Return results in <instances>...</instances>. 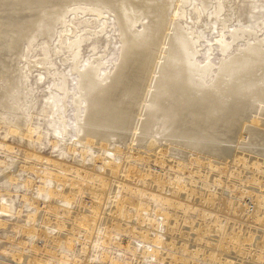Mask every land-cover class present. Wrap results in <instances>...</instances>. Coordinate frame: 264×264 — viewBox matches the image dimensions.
Masks as SVG:
<instances>
[{"label":"rangeland","instance_id":"374dc122","mask_svg":"<svg viewBox=\"0 0 264 264\" xmlns=\"http://www.w3.org/2000/svg\"><path fill=\"white\" fill-rule=\"evenodd\" d=\"M122 1L140 7L138 10L147 4L145 0H112L119 13ZM165 4L164 17L168 20L176 15L177 28H184V37L195 45L198 64L210 59L217 65L222 59L218 41L223 37L226 45L232 43L230 34L236 30L257 32L264 40V0H210L209 6H202L200 0H167ZM67 10L66 23L57 26L50 41L41 39L23 49L24 129L10 122L14 115L0 117V264H142L139 261L145 252L149 255L142 259L145 264H264V154H236L228 148L229 159L223 162L167 141L147 150L129 141L118 144L112 138L117 143L112 146L78 134L74 103L79 71L72 47L79 44L81 71L94 63V68L103 65L108 72L122 45L115 10L94 13L86 11L82 3ZM154 16L148 15L138 31L145 21H150L149 26ZM239 38L245 39L232 46L233 53L252 43L244 34ZM62 85L67 93H62ZM56 102L58 108H54ZM251 119L247 125L264 130L262 113ZM30 129L33 134L28 138ZM77 136V150L70 151ZM246 136L244 133V142ZM89 139L95 142L84 158L82 147L89 145ZM104 144L110 146L113 156L101 152ZM99 156L101 161L96 162ZM123 163L125 173L114 178L125 186L108 194L105 203L102 193L111 186L103 179H110L105 170H117ZM89 171L99 177H91ZM140 179L144 183L136 182ZM152 183L164 185L163 191L157 185L153 190L161 194L158 203L148 196ZM93 186L99 194L91 193ZM121 201L126 212L119 209ZM96 205L104 209H96ZM135 205L143 206L144 213L139 214ZM94 212L108 218L98 224L100 215ZM165 212L170 216L167 221ZM156 231L162 236L157 244L152 241ZM145 232L150 235L149 245L134 241Z\"/></svg>","mask_w":264,"mask_h":264},{"label":"bare ground","instance_id":"6f19581e","mask_svg":"<svg viewBox=\"0 0 264 264\" xmlns=\"http://www.w3.org/2000/svg\"><path fill=\"white\" fill-rule=\"evenodd\" d=\"M156 1L145 0L147 4L141 10L136 9L140 8L135 7L136 5L130 6L122 1V11L119 13V9L116 10L112 6V0H0V117L5 118L7 113L12 114L14 116L10 122H14L16 128L24 129L25 110L22 106L26 97L24 96V74L20 66L23 49L41 39L50 41L57 26L66 23L69 14L67 8L82 3L86 11L94 13L105 12L107 8L116 11L122 46L121 54L119 53L115 60L113 69L108 72L103 65L94 68V63L87 68L81 67L83 69L81 71L82 59L79 44L72 47L75 63L77 62L76 69L79 71L76 70L79 78L78 98L74 103L78 109L74 122L78 134L91 136L101 143H110L112 146L129 141L147 150H155L161 142L167 141L180 148L185 147L223 162L229 159L226 156L228 148L234 149L236 154L248 152L255 157L263 155L264 130L254 124L250 126L247 124L252 120L253 115L258 113L264 115V40L258 38L257 32L236 30L230 34L232 43L226 45L223 37L218 41L222 59L217 65H212L210 59L209 62L198 64L195 45L184 37L187 33L184 28L180 26L177 28L179 20L176 19V15L168 20L163 15L167 0H161L160 4ZM200 1L202 6L210 5V0ZM146 9L149 12L152 10L151 13L148 14ZM148 15L152 17L155 15V20L149 26L147 24L150 21H145L143 30L138 31L137 26L147 20ZM223 25L227 26L225 23ZM239 34H244L252 43L233 53L232 46L245 39H240ZM154 48L157 52L152 51ZM43 52L46 51L43 50ZM62 93H67L65 85H62ZM58 107L59 104L56 102L54 108ZM61 121L64 122L61 127L66 133V138L68 134L65 121L63 119ZM9 131L18 133L14 129ZM244 133L247 134V142H244ZM32 134L33 130L30 129L26 137L30 138ZM112 138L117 139V143H114ZM76 139L70 151L77 150L80 140L78 136ZM94 142L90 140L87 142L89 145L82 147L84 158L88 151L93 149ZM101 149L103 154L113 156L110 146L104 144ZM117 153L120 152L117 151ZM114 154L115 159H119L115 152ZM100 157L96 158V162L101 161ZM125 165L126 163H123L117 170L110 167V171L103 169V166L99 167L110 176V179L103 177L107 185H111L109 192H101L105 194V203L108 194L110 196L117 188H122L124 185L115 178L125 173ZM89 174L93 178L99 177L94 171ZM46 175L49 176V174ZM136 182L144 183L141 179ZM156 185H149L148 196L158 203L161 194L153 190H156L158 186V191H163L164 185ZM92 189L91 193H98L96 190L98 187ZM128 189L131 190V188ZM40 191L45 190L41 188ZM112 198L115 199L117 196ZM111 199H108V203ZM66 201H70L68 196ZM125 202L128 201L125 199ZM123 204L121 201L119 209L124 208L126 212V205L123 206ZM136 205V211H140L139 214L144 213V207ZM95 208L104 209V206L96 205ZM157 213L159 216V211ZM165 213L163 217L167 221L170 216L167 212ZM65 214H69V211H65ZM99 215L98 224L108 218L102 213ZM61 225L63 227L64 223ZM155 228L158 231L160 226L156 224ZM157 231L156 240H152L156 244L162 239ZM148 235L149 233L145 232L143 235L136 237L132 235V237H135L134 241L146 246L150 242ZM142 257L145 260L149 255L145 252ZM142 259L139 262L145 264Z\"/></svg>","mask_w":264,"mask_h":264}]
</instances>
